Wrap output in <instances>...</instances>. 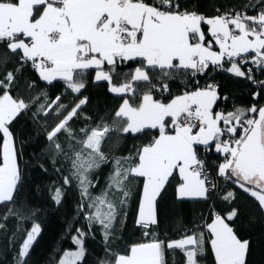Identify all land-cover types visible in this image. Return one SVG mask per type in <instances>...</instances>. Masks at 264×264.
<instances>
[{"label": "snow or ice", "instance_id": "1", "mask_svg": "<svg viewBox=\"0 0 264 264\" xmlns=\"http://www.w3.org/2000/svg\"><path fill=\"white\" fill-rule=\"evenodd\" d=\"M131 61L138 63L118 81L120 66ZM216 70L248 82L257 103L217 110L229 96L214 78L197 80ZM260 77L264 0L214 2L210 11L191 0H0V264L8 252L10 264H28L42 232L44 205L21 199L25 140L37 148L33 170L60 177L45 203L59 209L68 188L78 193L66 224L73 248L57 264H83L86 242L97 234L102 254L95 264H169L168 254L177 252L172 264H250L252 241L234 224L245 213L264 220ZM177 81L183 90L172 95ZM89 83H106L118 106L89 107ZM57 85L62 91L53 95L48 89ZM129 136L147 142L113 155ZM108 164L105 188L93 194V174ZM169 188L173 205L212 201L207 217H198L202 223L177 219L179 238L161 229ZM237 189L250 197L249 208L237 204ZM133 203L143 239L116 248ZM27 221L31 227L18 237Z\"/></svg>", "mask_w": 264, "mask_h": 264}, {"label": "trees", "instance_id": "2", "mask_svg": "<svg viewBox=\"0 0 264 264\" xmlns=\"http://www.w3.org/2000/svg\"><path fill=\"white\" fill-rule=\"evenodd\" d=\"M214 2L224 4H240L246 2V0H191V4L193 6L199 4L202 11H210V5ZM137 63V61H131L128 62L127 65L120 66L116 79L118 81L122 80L123 76L119 75V73L129 71L131 68H134ZM225 66L227 67V64ZM91 75H93V73L90 72L88 74L89 80ZM210 78H214V81L220 84V91L222 95L227 94L229 96V100L226 104L221 101L216 105L217 110H232L234 106L249 107L253 103H257V101H254L251 97V92L254 91V89L248 82L235 78L221 70L210 72L209 76H199L197 77V80L202 85L206 81H209ZM179 83L180 82L177 81V83L172 85V95L179 94V92L183 90L182 87H178ZM194 83H196L195 80L193 81V84ZM106 89V83H101L99 85L89 83L87 91L84 92V95L90 96L91 98V104L89 107L98 105L101 110H103L105 107L115 108L118 106L120 103L119 98L108 94ZM48 90L53 95L58 91H62L59 85H57L55 89L49 88ZM156 98L161 99L162 97L157 94ZM170 98L171 97L167 93L163 96L165 102H167ZM68 99H71V95ZM258 103L264 105V96L260 97ZM17 126L21 129L25 127L23 119L17 122ZM156 134L158 133L152 131L149 132L148 135L151 136ZM21 139H23V137H21ZM141 142H147L145 137L137 136L133 139L129 136L126 138V143L122 144L120 149L113 153V155L126 154L129 149H132L134 144L139 145ZM110 146L111 141L104 145V151L106 153L109 152ZM21 151L23 152V156L20 160V164L23 168L25 179V187L21 193V199H27L29 205L33 207L41 204L44 205V212L41 213L40 219L38 220L41 224L42 232L31 250L30 257L28 258V264H57V261L63 254V251L73 248L70 235L66 236V224L71 222L72 217L75 215L74 208L78 200V196L72 187L66 190V198L64 199L63 205L60 206L59 209H55L54 206H50V202L45 203L49 196V192L47 191L48 187L53 185V183L58 185L61 182L60 177L56 173L52 172L51 169L49 175H41L33 170L30 161L33 158V152L37 151L34 142L25 140V143L21 147ZM26 163L28 166L24 167ZM111 168L112 165L108 164L93 174L94 182L97 178L99 180L97 187L93 190V194H99L105 188L106 177ZM174 183L175 181H173V184ZM37 186H40L42 190L39 193L36 192ZM236 191L237 195L240 197L237 200V204H240L245 208H249L251 206L250 197L238 189ZM171 193L172 188H169L168 193L166 194L165 203L163 204L164 219L161 223V229L165 230L169 237L179 238V233L177 232V228L179 227L177 219L182 218L185 226H190L192 222L202 223L198 217L201 215L207 217L209 204H211L212 201H208L207 203L204 201H186L173 205V197L171 196ZM220 207H223V205H220ZM135 208L136 205L133 203L130 207L127 225L123 229L119 243L115 245L116 248H125L131 243L139 242L143 239L141 230L134 224ZM83 223V217L81 216L75 221L73 231L76 226H80ZM16 227V222L14 220L8 221V229L15 231ZM30 227L31 221L20 224L17 236H22L24 229ZM234 227H236L239 232L245 236V238H250L252 241V254L249 257L250 264H264V220L252 217L250 214L245 213L235 222ZM180 231L182 232L183 229L180 228ZM10 234L11 233H9V235ZM3 243L7 242L3 241ZM86 247L88 249V255L86 256L83 264H95L97 257L102 254L99 235L97 234L95 240L91 238L88 239ZM12 255V252H8L7 258L3 259L2 264H10ZM168 257L169 264H172L174 258L179 259V253H169ZM202 264H208V262H202Z\"/></svg>", "mask_w": 264, "mask_h": 264}, {"label": "rangeland", "instance_id": "3", "mask_svg": "<svg viewBox=\"0 0 264 264\" xmlns=\"http://www.w3.org/2000/svg\"><path fill=\"white\" fill-rule=\"evenodd\" d=\"M73 189L75 190V193H76V195L78 196V193H77V191H76L75 187H73Z\"/></svg>", "mask_w": 264, "mask_h": 264}]
</instances>
